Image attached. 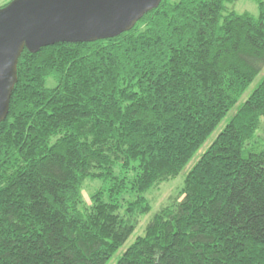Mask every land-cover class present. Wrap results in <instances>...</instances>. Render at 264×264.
<instances>
[{
  "label": "trees",
  "instance_id": "16d2710c",
  "mask_svg": "<svg viewBox=\"0 0 264 264\" xmlns=\"http://www.w3.org/2000/svg\"><path fill=\"white\" fill-rule=\"evenodd\" d=\"M235 1L163 0L117 37L23 52L0 124V264H264V78L208 144L264 69V1ZM184 172L119 254L146 194Z\"/></svg>",
  "mask_w": 264,
  "mask_h": 264
},
{
  "label": "water",
  "instance_id": "95a60500",
  "mask_svg": "<svg viewBox=\"0 0 264 264\" xmlns=\"http://www.w3.org/2000/svg\"><path fill=\"white\" fill-rule=\"evenodd\" d=\"M163 0H13L0 9V124L9 114L25 50L96 42L130 32Z\"/></svg>",
  "mask_w": 264,
  "mask_h": 264
},
{
  "label": "rangeland",
  "instance_id": "374dc122",
  "mask_svg": "<svg viewBox=\"0 0 264 264\" xmlns=\"http://www.w3.org/2000/svg\"><path fill=\"white\" fill-rule=\"evenodd\" d=\"M13 0H0V9L5 7L6 5L10 4ZM264 1V0H263ZM228 10L229 11H235L239 14H242L244 12H248L252 15L258 16L259 14V9L258 5L255 1L253 0H236L234 4L228 5ZM264 78V69L261 71V73L257 76V78L254 80V82L250 85L244 96L241 98L239 101L238 105L235 106L227 115L226 119L222 122L221 126L219 127L218 130L215 131V133L212 135L210 140L208 141V144L211 143L215 137L219 134L223 126H225L226 121L231 118L232 115L237 111L238 106L245 102L249 95L252 93V91L259 85V83L262 81ZM263 136V133H261ZM185 172L182 173L178 178H176L173 181H170L169 183H166L164 185H161L160 187L153 188L151 189L147 194L146 197L148 198L151 206H152V212L142 218L140 221V224L136 231L132 234V236L128 239L124 247L120 250L119 254H121L123 251H125L131 244L135 242V240L143 235L144 233V228L146 224L149 222L151 217L165 204L168 202V198L174 194L179 188L184 183L185 179ZM100 186V182H87L86 184V189L84 191V196L86 200L89 201V194L92 193L97 187ZM117 257L116 255L108 264H116L117 262Z\"/></svg>",
  "mask_w": 264,
  "mask_h": 264
}]
</instances>
